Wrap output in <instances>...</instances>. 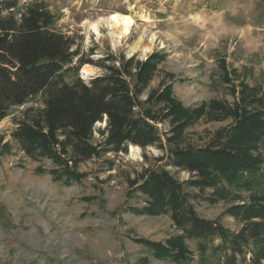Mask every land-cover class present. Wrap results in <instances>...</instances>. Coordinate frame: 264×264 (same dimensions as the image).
I'll return each instance as SVG.
<instances>
[{
    "label": "rangeland",
    "instance_id": "rangeland-1",
    "mask_svg": "<svg viewBox=\"0 0 264 264\" xmlns=\"http://www.w3.org/2000/svg\"><path fill=\"white\" fill-rule=\"evenodd\" d=\"M45 2L55 17L54 30L69 37L73 49L95 63L111 54L132 58V45L140 38L146 43L157 34L153 53L133 54L140 61L155 54L162 57L143 99L169 90L180 105L179 114L159 127L168 132L177 123L191 120L185 131L186 144L206 145L218 131L231 126L233 120L214 112V104L234 107L243 96L264 102V0ZM116 12L145 15L154 23L137 16L136 27L124 45L114 46L104 22L100 38L89 25ZM84 66L67 70L65 82L72 85L77 78L90 80L81 74ZM92 67L95 77L104 74L98 66ZM42 101V96L30 98L23 106L11 108L0 123V264H175L155 259L138 240L164 243L180 231L169 215L133 213L132 208L144 206L146 197L129 188L130 180L144 170L168 164L167 152L127 144L120 152L82 163L83 180L59 181L51 174L52 161L29 158L13 137L25 111L40 107ZM106 125L107 119L96 125L93 143L104 141L100 130ZM133 146L140 148L139 155L132 156ZM165 167L180 183L193 179L187 170ZM186 191L202 218L219 220L235 232L241 229L226 214L235 202L214 199L210 188L186 186ZM238 197L251 201L261 196L239 192ZM188 244L195 258L190 264H200L196 242Z\"/></svg>",
    "mask_w": 264,
    "mask_h": 264
},
{
    "label": "trees",
    "instance_id": "trees-1",
    "mask_svg": "<svg viewBox=\"0 0 264 264\" xmlns=\"http://www.w3.org/2000/svg\"><path fill=\"white\" fill-rule=\"evenodd\" d=\"M54 22L45 0H0V123L11 108L43 97L40 107L25 111L13 133L26 155L52 161L51 174L71 184L86 177L79 172L82 163L120 152L127 144L165 151L169 161L165 166L187 170L193 179L180 183L165 166L144 170L129 182L131 191L146 197L144 206L132 212L169 215L180 234L164 243L138 241L155 259L175 264L195 260L188 241L196 242L200 264H264L263 100L243 96L234 107L214 104L212 110L232 119L231 126L206 145L186 144L191 120L168 132L159 127L179 114L180 105L169 90L143 99L160 55L140 61L111 54L95 63L74 50V42L56 32ZM87 64L104 74L88 81L77 78L72 85L65 82L67 70ZM105 119L107 125L100 130L104 141L93 143L95 127ZM186 186L210 188L214 199L235 202L226 214L241 229L235 232L219 220L202 218ZM239 192L261 197L245 201Z\"/></svg>",
    "mask_w": 264,
    "mask_h": 264
},
{
    "label": "bare ground",
    "instance_id": "bare-ground-1",
    "mask_svg": "<svg viewBox=\"0 0 264 264\" xmlns=\"http://www.w3.org/2000/svg\"><path fill=\"white\" fill-rule=\"evenodd\" d=\"M137 14H123V13H112L105 19H101L97 22H93L89 25L90 30L97 35L98 38L101 37L100 29H101V22H104L110 29L111 38L113 39L114 46L117 45H124V39H127L128 36L132 33L134 26L136 25V18ZM139 17V16H138ZM142 20L146 23H151L149 17L145 15H140ZM154 23V22H153ZM103 25V24H102ZM136 27V26H135ZM158 43V36L156 33L151 35V38L145 43L143 38H140L134 45L130 47V54L140 53L143 56H148L149 54L153 53L155 48L157 47ZM95 69L91 65H85L82 71L84 78H88L91 75H95ZM132 156H137L140 154L139 147H132L131 148ZM16 184V183H15Z\"/></svg>",
    "mask_w": 264,
    "mask_h": 264
},
{
    "label": "water",
    "instance_id": "water-1",
    "mask_svg": "<svg viewBox=\"0 0 264 264\" xmlns=\"http://www.w3.org/2000/svg\"><path fill=\"white\" fill-rule=\"evenodd\" d=\"M135 55H132L131 57H134ZM81 74H82V72H81ZM93 77H95V75L94 76H90V78H93Z\"/></svg>",
    "mask_w": 264,
    "mask_h": 264
}]
</instances>
